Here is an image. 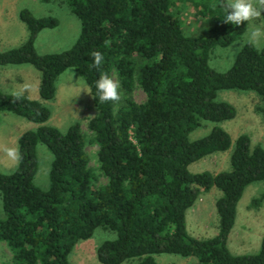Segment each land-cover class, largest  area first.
Returning <instances> with one entry per match:
<instances>
[{"label":"trees","instance_id":"trees-1","mask_svg":"<svg viewBox=\"0 0 264 264\" xmlns=\"http://www.w3.org/2000/svg\"><path fill=\"white\" fill-rule=\"evenodd\" d=\"M66 3L79 21L68 49L37 53L38 32L58 21L21 8L17 16L27 37L0 51V65L33 66L41 100L52 99L57 76L74 68L89 88L95 115L87 122L86 139L77 122L64 132L42 125L49 110L39 100H14L13 94L0 91V111L41 124L17 136L23 159L11 172H0V242L10 254L1 264H71L68 253L75 243L89 238L97 227L114 232V238L96 248L101 264L128 259L156 264L157 254L194 256L196 264H264V236L254 253L232 254L226 245L244 187L255 181L264 186V147L240 134L228 170H187L189 163L230 147L231 139L218 123L233 118L235 109L217 100V91L250 90L264 100V50L245 46L222 71L208 64L212 49L227 46L246 25L223 22V0ZM196 20L206 22V29ZM94 51L104 55L99 70L90 67ZM112 72L120 83L119 105L102 103L97 94L96 81ZM134 82L145 95L140 103L130 97ZM257 110L264 121V101ZM203 122L213 125L203 136L190 139V132ZM85 142L97 147L96 169L88 164ZM37 143L51 153L45 190L32 181ZM99 177L104 183H98ZM211 187L220 191L214 200L217 231L208 238L191 236L185 211Z\"/></svg>","mask_w":264,"mask_h":264},{"label":"rangeland","instance_id":"rangeland-1","mask_svg":"<svg viewBox=\"0 0 264 264\" xmlns=\"http://www.w3.org/2000/svg\"><path fill=\"white\" fill-rule=\"evenodd\" d=\"M26 8L36 17L53 16L58 23L53 28L41 29L34 42L37 53L59 52L68 49L75 41L79 32V21L70 12L66 0H17L7 6V15L5 26H11L9 36L0 39V50L4 48L16 47L27 37V31L24 24L18 19V8ZM196 19L195 17L192 20ZM198 19V18H197ZM189 17H186L184 24L188 25ZM198 26L206 29V22L196 20ZM257 25L261 21L255 22ZM244 32L225 47L215 46L209 56L208 64L215 70L222 71L227 69L231 61L226 55V51L239 41L246 39L249 26L245 24ZM2 28V26H1ZM192 27H188L190 31ZM2 32V31H1ZM8 68L10 74L17 75L18 72H30L31 77L39 74L37 70L29 64H7L0 65ZM72 72L73 77H72ZM14 73V74H13ZM10 74H8L10 76ZM34 75V76H33ZM29 76V75H27ZM111 78L118 80L115 74L111 73ZM1 84V82H0ZM26 94L32 96L31 99L39 100L49 110L48 119L42 125L54 126L59 131L64 132L66 128L77 122L81 132L87 139L90 131L87 129V122L95 115V109L92 105L89 88L77 71L69 67L60 73L55 80V94L52 99L41 100L38 93L32 91V81L28 80L25 84ZM2 90H11L18 93L19 87L16 82L9 80L5 86L0 85ZM121 91V90H120ZM14 94L11 92H7ZM130 97L133 101L140 103L145 99L144 92L134 82L130 91ZM29 98V97H28ZM217 100H223L235 109L233 118L224 120L218 125L225 130L231 144L227 150L216 151L207 154L187 165L189 172H200L203 170L215 173L228 170L229 154L233 147L235 138L240 134L249 136L251 144H259L264 147V121L257 110L262 105L263 99L250 90H219L216 94ZM41 124L26 120L16 114L8 111H0V172H11L15 167V162L10 160L5 154V148H15L17 136L29 129H34ZM213 123L203 122L201 126L190 132L189 138L195 139L208 132ZM84 150L88 155V164L94 169L97 168L96 150L94 144L85 142ZM37 158V169L32 178L33 184L41 190L47 189L48 170L51 162V153L42 143H37L35 147ZM105 179L99 177L98 183H104ZM264 191L263 183L255 181L246 185L242 191L241 197L236 205L234 223L227 235L226 245L232 254L254 253L259 249L261 238L264 236ZM220 195V191L211 187L207 192L201 193L193 204L185 211V227L191 236L197 238H208L217 231L218 218L214 207V200ZM255 200V202H254ZM3 217L0 204V218ZM114 238V232L97 227L91 236L87 239L79 240L75 243L68 253V261L71 264H101L95 256L96 248L104 240ZM0 242V264L9 259V251ZM156 264H196L194 256L182 257L175 254H157L154 255ZM135 260L128 259L120 264H134Z\"/></svg>","mask_w":264,"mask_h":264},{"label":"clouds","instance_id":"clouds-1","mask_svg":"<svg viewBox=\"0 0 264 264\" xmlns=\"http://www.w3.org/2000/svg\"><path fill=\"white\" fill-rule=\"evenodd\" d=\"M223 22L240 26L247 24L249 30L246 39L237 42L226 51L228 59L234 63L235 57L243 50L245 46H253L258 50H264V0H223ZM261 21L259 25L255 22ZM92 63L90 67L99 70L104 63V55L100 51H94L91 55ZM72 72V77H73ZM96 89L100 102L113 103L119 105L122 100L120 83L111 78L107 73L100 76L96 81ZM24 89L21 92L14 93V100L22 98ZM7 157L14 161L18 166L23 157L19 147L5 148Z\"/></svg>","mask_w":264,"mask_h":264},{"label":"crops","instance_id":"crops-1","mask_svg":"<svg viewBox=\"0 0 264 264\" xmlns=\"http://www.w3.org/2000/svg\"><path fill=\"white\" fill-rule=\"evenodd\" d=\"M13 1H17V0H0V39H2L3 37L5 38V37L9 36L10 32L12 31L10 27L13 25L4 27V23L7 20V18H6L7 6L13 4ZM21 8H23V7H21ZM21 8H18V10H20ZM18 10H17V12H18ZM1 26H2V28H1ZM9 48L10 47L4 48V49L7 50ZM2 51H4V50H2ZM16 65H18V64H16ZM20 65H22V64H20ZM2 66H4V65H2ZM8 74H10V71L8 70V68L2 67L0 69V82L3 86H5V84H7L9 82V80H13L16 82L17 86L19 87V92H21V90L24 89L22 96H25L27 98L29 97V99H31L32 96H29L28 94H26L27 87H25L26 82L28 80H30V81H32L33 93H37V88H38V75L37 74H35L34 78L31 77L30 72H21V73L18 72L17 75L10 74V76ZM27 75H29V76H27ZM0 91L3 93H7V92L16 93V92H13L11 90H2L1 88H0Z\"/></svg>","mask_w":264,"mask_h":264}]
</instances>
